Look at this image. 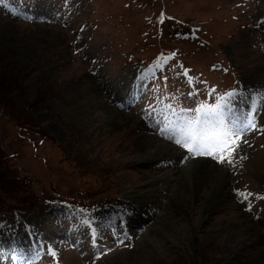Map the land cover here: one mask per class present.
<instances>
[{
  "label": "rangeland",
  "instance_id": "1",
  "mask_svg": "<svg viewBox=\"0 0 264 264\" xmlns=\"http://www.w3.org/2000/svg\"><path fill=\"white\" fill-rule=\"evenodd\" d=\"M262 101L264 0H0V248L29 257L0 264H264V114L258 132L226 122L231 164L161 134L166 114L255 102L259 116ZM106 109L130 116L104 127ZM151 139L184 157L139 163ZM198 159L220 166L228 201L168 217L170 174ZM128 191L146 205L136 225ZM235 219L253 232L233 247L215 225Z\"/></svg>",
  "mask_w": 264,
  "mask_h": 264
},
{
  "label": "bare ground",
  "instance_id": "2",
  "mask_svg": "<svg viewBox=\"0 0 264 264\" xmlns=\"http://www.w3.org/2000/svg\"><path fill=\"white\" fill-rule=\"evenodd\" d=\"M236 101H238V98H236ZM242 106L246 105L244 102H242ZM252 106L255 105V102L251 104ZM96 106V105H95ZM94 106V108H95ZM250 107L251 114H254V108ZM93 107L85 106L84 110L88 114L91 112ZM230 109V108H228ZM107 114L109 115V119L106 120V122H102V125L104 127L109 126L110 124L115 126L117 123H125L126 120L130 115H123L122 113L116 112L112 109H106ZM229 114L232 115L235 118H238L240 115H243V110H241L238 107L234 109L229 110ZM264 114V113H263ZM263 117V115H262ZM226 119V116H225ZM228 119V118H227ZM109 124V125H108ZM151 124V123H150ZM152 125V124H151ZM156 127V126H155ZM150 129V127L148 128ZM156 129V128H155ZM159 134V133H158ZM157 136L160 137V134ZM163 135V134H162ZM156 136V137H157ZM164 136V135H163ZM157 140V139H156ZM162 142V143H161ZM161 142H155L152 139L151 140H142L138 142V146L135 152V156H137L138 162L141 164H144L146 162L158 159V160H164V161H171L173 160V157L177 159H182L184 157V153H182L176 145L172 144L171 142H165L164 139ZM143 158V159H142ZM220 166L216 165L212 162H210L208 159L203 160H195L194 162L185 164V169L183 171H179L178 173L174 172L170 175H175L174 179L168 178V175L164 177H157L152 182H149L147 185L149 190L148 193L156 192V188H154V185L157 184V182H162L163 180L170 179V182L176 181L174 194L172 195L171 203L167 207V216L169 217L172 213L177 214L180 217H183L185 215V210H192L193 212L197 211V205L200 203L202 205V208H204V216L213 213L216 211L219 206L223 205L224 202L228 201L229 196V188L227 187V179L223 178V174H219ZM180 173V174H179ZM175 183V182H174ZM131 192H127L126 195H128L124 201L123 208V215L127 217L128 224L136 225L140 223L142 220L141 214L143 213L146 205L145 203L137 204V201H133L136 197L132 195ZM205 198H208L206 201ZM134 203V204H133ZM232 206V204H229ZM234 206V205H233ZM125 209V210H124ZM202 225L207 223V219L204 217L202 218ZM129 220V221H128ZM236 221H231L230 224H228V221H220L218 224L215 225V227L221 229V233L223 234L224 230H229L228 234V244L232 245L233 247L236 246V244H239L242 239H246L247 236H249L253 231L249 227V224L245 221H238V225H235ZM170 220H167V222ZM253 223V222H252ZM202 225L199 226V228L202 227ZM234 226V227H232ZM191 228L188 227L187 231H191ZM22 238L19 242V244H22ZM214 244L210 245L211 248L214 247ZM2 249V256H9V258L13 257L15 250L9 247ZM7 258V259H9Z\"/></svg>",
  "mask_w": 264,
  "mask_h": 264
},
{
  "label": "snow or ice",
  "instance_id": "3",
  "mask_svg": "<svg viewBox=\"0 0 264 264\" xmlns=\"http://www.w3.org/2000/svg\"><path fill=\"white\" fill-rule=\"evenodd\" d=\"M196 112L195 119L188 122L186 127L179 129L180 138L176 139L177 145H182L189 153L208 155L214 159L217 158V153H221L218 156V162L231 164V159L222 153L228 149L229 138L235 134L228 129L221 106L201 105ZM201 115L214 116L215 125L211 129L203 127L202 125L206 122L200 119ZM234 151L235 148H231V153Z\"/></svg>",
  "mask_w": 264,
  "mask_h": 264
}]
</instances>
